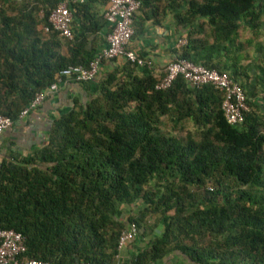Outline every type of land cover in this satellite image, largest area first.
Returning <instances> with one entry per match:
<instances>
[{
	"label": "trees",
	"instance_id": "16d2710c",
	"mask_svg": "<svg viewBox=\"0 0 264 264\" xmlns=\"http://www.w3.org/2000/svg\"><path fill=\"white\" fill-rule=\"evenodd\" d=\"M60 1L0 0V116L13 122L62 69L87 67L106 44L109 0L70 6L71 40L48 23ZM138 1L132 39L144 22L171 18L176 46L186 40L175 58L242 85L243 124H227L211 85L178 77L156 90L162 74L138 54L149 68L126 61L77 83L87 99L52 119L46 145L2 158L0 229L24 237L21 259L52 264H123L118 241L130 223L136 244L150 238L124 264H264V0ZM242 29L252 36L244 43ZM185 123L192 132L180 138ZM152 215L163 226L153 236Z\"/></svg>",
	"mask_w": 264,
	"mask_h": 264
},
{
	"label": "built area",
	"instance_id": "2783aa9c",
	"mask_svg": "<svg viewBox=\"0 0 264 264\" xmlns=\"http://www.w3.org/2000/svg\"><path fill=\"white\" fill-rule=\"evenodd\" d=\"M83 2L84 0H62L50 12L48 23L60 37L67 40L73 38L70 6ZM140 6L138 0H109L103 13L105 21L111 27V31L106 37V46L100 49L87 67L72 65L62 69L55 76L49 88L45 92L37 93L33 101L19 113L18 119H22L36 110L48 95L54 94L59 86L67 81H73L74 83L96 81L99 67L104 61L124 59L127 62L136 64L138 68H149L151 63L141 59L130 48V42L134 35L133 16ZM43 30L48 32L49 28ZM185 44L186 40L181 39L176 47ZM178 77H181L192 88L211 85L219 90L222 93L221 111L227 124L233 127H239L243 124L245 114L249 112L247 95L242 85L228 73L210 70L202 65L175 58L164 67L155 89L166 90L170 88ZM13 124L14 122L10 118L0 116V135L5 130L10 129ZM137 234V226L134 223L128 224L120 234L118 248L124 249L129 242L135 239ZM25 251V240L20 233L14 230L0 229V264H52L35 259H21Z\"/></svg>",
	"mask_w": 264,
	"mask_h": 264
},
{
	"label": "crops",
	"instance_id": "0c3cea01",
	"mask_svg": "<svg viewBox=\"0 0 264 264\" xmlns=\"http://www.w3.org/2000/svg\"><path fill=\"white\" fill-rule=\"evenodd\" d=\"M106 6L107 4L101 9L102 13H104ZM166 18L159 25H154L151 21L144 22L145 33L133 38L130 42V48L134 52L153 61L156 75L162 74L166 64L175 58L172 51L176 47L175 41L178 35L174 34L171 18ZM181 38L183 39L184 35ZM105 46L106 44H100L98 50L100 51ZM125 63L124 59L104 61L99 67L98 78L115 69L122 68ZM246 66H249L248 74L253 76L254 71L251 69V64H246ZM75 99L82 102L86 100V90L73 81H67L65 84L60 85L54 94L48 95L36 110L15 121L10 129L5 130L0 135V162L2 158L7 157L10 153L26 155L35 148L45 146L48 128L52 119L69 110ZM149 238L148 236L143 239L144 242L137 244L135 241L128 243L119 254L121 263L123 261L124 264L131 254L143 249ZM158 264H162V262Z\"/></svg>",
	"mask_w": 264,
	"mask_h": 264
},
{
	"label": "rangeland",
	"instance_id": "374dc122",
	"mask_svg": "<svg viewBox=\"0 0 264 264\" xmlns=\"http://www.w3.org/2000/svg\"><path fill=\"white\" fill-rule=\"evenodd\" d=\"M184 37H185V36H184ZM251 37H252V36H251V34H250L249 32H247V31H245V30H243V29L240 31V41H241L242 43L246 42V40L249 39V38H251ZM263 39H264V38H263ZM258 41H261V40H258ZM253 42H256V40L253 39ZM243 52H244L245 54H248V56H249V58L244 62V64L249 65V64L254 63V60H253V48H252V47H248V46L245 45V48H244V51H243ZM167 125H168V124H167ZM167 130H170V126H168ZM189 131L192 132V130H191V126H190V124L185 123V125H184V130L181 131L180 133H178L177 135H178L180 138H184V137L186 136V133H187V132L189 133ZM131 211H132L133 213H136V210H135L134 207L131 209ZM158 218H159V217H158L157 215H152V216H150V217H148V218L146 219V221H147V222H146L147 225H148L149 227H153V229H154L153 233L151 234L152 236L155 235L156 233L158 234L159 231H162V230H163V226H162V224L160 223V221H159ZM169 260H170V258L164 260L163 264H168V261H169Z\"/></svg>",
	"mask_w": 264,
	"mask_h": 264
}]
</instances>
